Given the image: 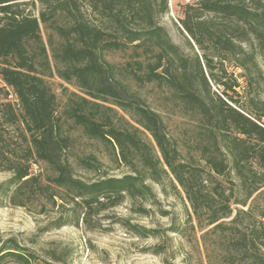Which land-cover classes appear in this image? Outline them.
Wrapping results in <instances>:
<instances>
[{
	"label": "trees",
	"instance_id": "obj_1",
	"mask_svg": "<svg viewBox=\"0 0 264 264\" xmlns=\"http://www.w3.org/2000/svg\"><path fill=\"white\" fill-rule=\"evenodd\" d=\"M36 1L43 7L38 17L25 9L34 6L32 0H0V92L6 101L0 103V172L10 174L0 184V198L25 208L40 198L55 203L59 190L89 213L116 207L126 197L153 200L148 182L167 183L176 193L179 188L190 206L207 264H264V101L248 97L239 104L228 92L240 84L222 80L225 63L259 72L264 0L185 5L181 28L200 50L207 45L213 52L191 56L157 22L168 11V0ZM42 25L53 32L46 44ZM109 52L127 53L128 61L109 63ZM53 76L78 92L62 89L60 111L46 82ZM211 83L223 89L220 95ZM132 84L166 89L186 115L196 117L199 161L182 158L160 115ZM12 96L15 105L6 100ZM4 123L15 127L24 143L9 155L1 140ZM71 131L111 150L130 174L108 177L98 159L88 156L78 165L101 177L76 178L67 158ZM32 163L49 170L44 183L30 174ZM4 255L0 259L10 256L21 264L38 259L28 252Z\"/></svg>",
	"mask_w": 264,
	"mask_h": 264
},
{
	"label": "rangeland",
	"instance_id": "obj_2",
	"mask_svg": "<svg viewBox=\"0 0 264 264\" xmlns=\"http://www.w3.org/2000/svg\"><path fill=\"white\" fill-rule=\"evenodd\" d=\"M32 1L34 6L27 5L25 9L38 17V11L43 7L36 0ZM192 3L193 0H168V11L158 16L157 22L186 56H191L193 52L210 55L213 52L207 49V45L203 51L200 50L180 26L183 7ZM60 23L59 20L57 24ZM51 34L52 30L41 26V37L45 44ZM126 54L109 52L105 54V59L109 63L122 65L128 61ZM214 61L217 63V60ZM256 62L259 68L257 74L234 68L232 63L224 64L227 76L222 77L223 82L231 84L236 80L240 84L239 88L228 92L239 104L245 103L248 97L264 101V58L257 57ZM218 67L216 65L214 73L220 77ZM46 82L56 95L59 111L65 103L62 89L78 93L56 76L47 78ZM211 86L212 91L219 95L222 93V88L213 83ZM132 88L151 110L160 115L182 158L192 157L199 161L196 117L186 115L164 88L152 84L142 88L132 84ZM3 97L4 93L0 92V103L6 102ZM6 100L15 105L13 96ZM3 128L2 145L7 155L9 152L13 154V148L19 150L20 144H24L20 142L21 135L15 131V127L6 123ZM70 135L74 141L67 158L76 178L95 181L101 177L99 173L78 165L79 159L88 156L98 159L102 164L100 172L108 177L119 178L130 174L128 168L114 161L111 150L101 143L88 140L78 131H71ZM30 174L40 175L44 183L50 172L43 163H32ZM9 178V173L0 172V184ZM148 184L156 196L153 200L126 197L116 207H96L89 213L79 205L80 201L73 202L63 197L59 190L56 191L58 196L54 199L55 203L51 199L40 198L28 203L25 208L12 206L0 198V257L7 252H28L38 258L32 264H207L201 233L180 189L177 188L176 193L167 183L163 187ZM223 184L226 188L229 186V183ZM138 229L151 234L143 237L137 233ZM0 264L21 263L6 256L0 259Z\"/></svg>",
	"mask_w": 264,
	"mask_h": 264
}]
</instances>
